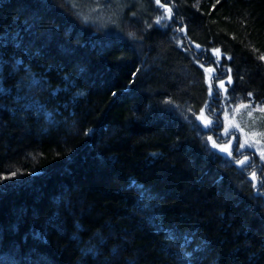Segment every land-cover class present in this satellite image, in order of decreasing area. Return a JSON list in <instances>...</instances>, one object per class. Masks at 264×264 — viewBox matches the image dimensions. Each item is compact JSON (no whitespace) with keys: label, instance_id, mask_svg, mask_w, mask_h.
I'll list each match as a JSON object with an SVG mask.
<instances>
[{"label":"trees","instance_id":"1","mask_svg":"<svg viewBox=\"0 0 264 264\" xmlns=\"http://www.w3.org/2000/svg\"><path fill=\"white\" fill-rule=\"evenodd\" d=\"M141 1L112 36L0 0V264H264L263 195L195 120L212 52L264 107V0Z\"/></svg>","mask_w":264,"mask_h":264},{"label":"rangeland","instance_id":"2","mask_svg":"<svg viewBox=\"0 0 264 264\" xmlns=\"http://www.w3.org/2000/svg\"><path fill=\"white\" fill-rule=\"evenodd\" d=\"M64 1L70 7V4L67 3V0ZM140 2L142 3L141 0H120V2L116 4L112 3V0H104L105 7L102 8L100 13H92L90 22L85 25H89L96 30L102 31L106 35H119L121 32V25L123 23V16L125 12H127V14L129 12L130 19L137 20L138 17L136 13L139 14L140 19H142V16L145 17L146 9L141 7ZM149 2L150 4L154 5L153 0H149ZM109 3H112V9H115L117 11L116 15H113L112 10L106 7ZM161 9L164 10L165 13H167L165 11L166 8ZM79 10L84 15H87L89 12V8L86 4H82ZM133 13H135V15H133ZM165 15L166 14H164V16ZM150 17H153V15H150ZM197 52L200 54L199 57H201L202 54L199 52V50H197ZM204 64L208 67L207 69L210 70V72L208 70L206 71V79L208 81L209 87H211V79L213 78V76L217 77L215 79L216 90L221 91L219 86L222 84H224V86L226 87L230 85L227 72L221 68V62L217 59L214 52L210 53L209 62L206 61ZM221 93H223V90L221 91ZM212 105L213 104H211V113L207 108H205L204 114L201 115L200 112V114L197 116L200 118H195L199 129L203 130L202 132L204 134L203 137L205 139L204 141L206 147H209L212 150L223 154L224 151H221V148L229 149L233 145L239 147V145L237 144L238 138L239 144L245 145V147L241 149L237 155L242 154V158H245V156H247L249 161L252 160V158H250L249 156L254 157L255 162L258 165V169H260V172L254 171L256 174V180H253L252 173L247 171L248 168H245L244 172L247 174V180L250 181L252 186L253 184L256 185V187H254L256 192L263 195L264 198V194H262L264 193V186H261V180L262 178H264V158H262L261 155V153L264 152V118L262 112L259 111V108L261 106L255 105L253 103L245 104L246 107H242V105H232L228 101H226V91L223 93V100L221 103L222 108L220 109V113H218V109H216V107H213ZM253 109H256V111H253ZM249 113H251V115H249ZM212 116H214V118L219 117L218 126H220V129L217 133L219 134L217 140L216 138L218 135L211 136L210 131H208V128L213 125V122H215V120L212 121ZM226 129L229 133H234V135H226ZM202 132L200 131L201 134ZM210 136L212 137V139H209ZM216 141H218V143ZM213 142L217 144V147L214 148L212 146ZM227 153L228 152H226V154ZM244 153H251V155L249 154L243 156ZM249 164H251V161ZM234 165L236 167L240 166L237 163H235ZM252 166H254V163L252 164Z\"/></svg>","mask_w":264,"mask_h":264},{"label":"snow or ice","instance_id":"3","mask_svg":"<svg viewBox=\"0 0 264 264\" xmlns=\"http://www.w3.org/2000/svg\"><path fill=\"white\" fill-rule=\"evenodd\" d=\"M119 2H120V0H112V3L118 4ZM218 2H219V0H218ZM67 3H69L71 9H73V14L77 18L81 19L85 24L90 22V18H91L92 13H100L102 8L105 7L104 0H67ZM112 3H109L106 7H108L110 10H112V14L113 15H116L117 11L115 9H112ZM82 4H86L88 6V8H89V12H88L87 15L82 14V12L79 10ZM156 4L159 7L164 8V4H161L160 0H156ZM165 11L168 14V18L171 19V17H172L171 9L167 8V9H165ZM133 15H135V13H133ZM163 18H164L163 16H158L156 21H155V23L156 24H160L161 20ZM149 27H151V25H149ZM129 35L131 36L132 34L129 33ZM197 47H199V45H197ZM215 51L218 52L219 50L217 49ZM261 59H264V57H261ZM207 70L208 69H205V71H207ZM229 83H231V79L230 78H229ZM226 91H227V89H226ZM218 96H219V94L218 93H214L212 91L211 87H210L209 88L210 101L205 103V108H207L210 113L212 112L211 101L213 99H217L218 100ZM169 103H170V101H169ZM242 107H246V105H242ZM204 110H205L204 108L201 109V115L204 114ZM253 111H256V109H253ZM259 111L264 113V107H260ZM249 115H251V113H249ZM199 118L200 117H197V119H199ZM218 125H219V117H216V120H215V122L213 124V127L214 128H218ZM206 127H207V125H206ZM225 134L226 135H228V134L234 135V133H229L227 129L225 130ZM209 139H212V137L210 136ZM217 139H218V136H217ZM237 144L239 145V147L236 148V152L239 153L240 150L245 147V145L239 144V139L238 138H237ZM212 146L215 148V147H217V144L215 142H213ZM221 151H226V152H228L229 156H232V151L229 150V149L221 148ZM249 154L251 155V153H249ZM261 155H262V158H264V152H262ZM246 160H247V156H245V160L237 159L236 163L241 165V166H243V165H245ZM13 175H15V173H13ZM252 179L256 180L255 172L252 173ZM261 186H264V178H262V180H261ZM253 187H256V185L253 184ZM262 194H264V193H262Z\"/></svg>","mask_w":264,"mask_h":264},{"label":"flooded vegetation","instance_id":"4","mask_svg":"<svg viewBox=\"0 0 264 264\" xmlns=\"http://www.w3.org/2000/svg\"><path fill=\"white\" fill-rule=\"evenodd\" d=\"M216 68H217V66H216ZM219 70V69H218ZM217 70V71H218ZM208 71L210 72V70L208 69ZM217 77L216 76H213V78L211 79V85H212V87L214 88L213 89V91L214 92H216V93H218L219 94V96H218V100L217 99H213L212 101H211V104H213L212 106L213 107H216V109H218V113H220V109L222 108V106H221V103H222V100H223V93L226 91V89L228 88V87H226V86H224V84H222V85H220L219 86V88H220V90L222 91L223 90V93H221V91H219V90H216V87H215V79H216ZM225 87V88H224ZM215 102V103H214ZM212 121L213 120H216V118H214V116H212ZM213 124H214V122H213ZM210 128V129H209ZM208 128V131H210V133H211V136L212 135H218V137H219V134H217L218 133V131H219V129H220V126H218V128H214L213 127V125L212 126H210ZM216 140H217V138H216ZM217 143H218V141H216ZM236 148H237V146L235 145H233L231 148H229L231 151H232V156H229L228 155V153L226 154V151H224V153L223 154H221L223 157H224V159H226L228 162H232V163H236V160L237 159H241V160H245V158H242V154H240V155H237L238 153L236 152ZM245 155H249V154H246V153H244V155L243 156H245ZM250 158H252V160H250L251 161V164H249L250 163V161L248 160V157H247V160H246V162H245V165H243V166H239V167H236L234 164V167L237 169V170H239L240 172H243V173H245L244 172V170H245V168H248L247 169V171L248 172H250V173H253L254 171H257V172H260V169H258V165L256 164V162H255V159H254V157H252V156H249ZM249 161V162H248ZM248 162V163H247ZM254 163V166H252V164ZM247 172V173H248ZM246 174V173H245ZM260 174V173H259ZM259 174H258V176H259ZM247 175V174H246Z\"/></svg>","mask_w":264,"mask_h":264},{"label":"bare ground","instance_id":"5","mask_svg":"<svg viewBox=\"0 0 264 264\" xmlns=\"http://www.w3.org/2000/svg\"><path fill=\"white\" fill-rule=\"evenodd\" d=\"M128 14H129V12H128ZM127 14V12H125V14H124V16H123V23H122V25H121V29H123V26H124V21L127 19V18H129V16H130V14L128 15ZM81 20V19H80ZM82 21V20H81ZM83 22V21H82ZM119 28H120V26H119ZM218 56V55H217ZM218 58L220 59V54H219V56H218ZM197 117V116H196ZM201 132L203 131V130H200ZM205 133V132H204ZM199 136L202 138L203 136H204V134H203V132H202V134H199ZM203 139H204V137H203Z\"/></svg>","mask_w":264,"mask_h":264},{"label":"water","instance_id":"6","mask_svg":"<svg viewBox=\"0 0 264 264\" xmlns=\"http://www.w3.org/2000/svg\"><path fill=\"white\" fill-rule=\"evenodd\" d=\"M217 55L219 56V53Z\"/></svg>","mask_w":264,"mask_h":264}]
</instances>
